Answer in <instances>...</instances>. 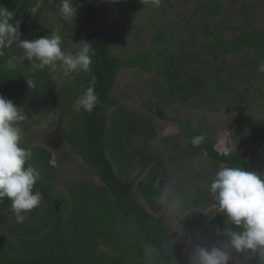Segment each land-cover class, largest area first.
<instances>
[{
    "label": "trees",
    "instance_id": "1",
    "mask_svg": "<svg viewBox=\"0 0 264 264\" xmlns=\"http://www.w3.org/2000/svg\"><path fill=\"white\" fill-rule=\"evenodd\" d=\"M38 1L0 0V264H264L262 129L250 117L241 119L253 132L261 151L258 156L220 154L204 128L169 118L162 104H155L156 115L178 124L177 136L160 138L148 118L124 108L112 96L119 73L138 69L165 80L169 101L188 103L200 98L206 93V78L186 66L189 54L191 62L216 67L218 92H235L251 104L238 85L247 76L223 64L247 52L264 56V31L256 30L250 21V0H237L244 26L233 39L210 30L204 44H190L180 56L164 50L153 62L150 52L115 56L111 43L133 24L134 14L146 1L158 15L165 11L161 3L170 4L169 0H123L107 20L102 11L105 0H71L78 20L70 24L64 15L61 20L82 48L81 63L88 72L68 66L73 86L58 108L71 116L73 105L79 103L68 143L103 184L78 186L71 192L72 204L54 196L56 170L49 150L22 148L6 161L11 130L24 112H39L55 101L46 57L49 36L37 24L32 46L28 36L31 10ZM200 11L213 19L223 5L221 0H204ZM152 44L169 47L164 32L154 36ZM34 54L37 71L26 77L21 63ZM251 68L255 75V66ZM210 97L216 100L215 94ZM184 167L181 179L178 175ZM38 189L49 202L45 215L5 228L3 214L12 212L25 192L29 198ZM134 189L140 198L133 195ZM224 199L231 200L237 211L214 213L213 206ZM56 203L62 204L60 210ZM177 203L181 215H188L175 236L156 214ZM64 207H70L66 218ZM196 247L203 248V257L193 254Z\"/></svg>",
    "mask_w": 264,
    "mask_h": 264
},
{
    "label": "rangeland",
    "instance_id": "2",
    "mask_svg": "<svg viewBox=\"0 0 264 264\" xmlns=\"http://www.w3.org/2000/svg\"><path fill=\"white\" fill-rule=\"evenodd\" d=\"M122 2L123 0H105L102 7L103 19L107 20L113 15ZM169 3L162 2L160 8L165 10L164 13L158 11V15H154L153 7L146 1L134 14L133 24L111 43L113 55L129 57L137 53L150 52L153 62L157 53L164 50L180 56L185 52L186 46L204 44L208 37L207 32L210 30L231 40L239 34L237 30L244 26L241 4L237 0H221L223 11L213 19L205 18L200 11L203 9L204 0H169ZM248 5L251 23L256 30L264 31V0H250ZM31 11L32 19L28 33L30 46L33 45L37 35L33 30L35 24L43 27L44 33L49 36L51 42L46 57L49 61V74H52L53 78L55 101L50 107L42 108L39 112H24L22 119L18 120L11 130L6 161L12 160L16 152L22 148H27L29 151L36 148L49 150L53 155L51 165L56 170L54 178L57 184L54 188V196L72 204L71 192L78 186L86 182H94L98 187L103 186L93 171L73 153L68 143L67 133L72 129V115L76 116L80 110L79 103L73 105L74 114L71 116L62 114L58 108V102L73 86L68 80V66H78L79 69L88 72L86 65L81 63L82 48L74 36L64 29L61 20V16L64 15L70 24H74L78 18L71 0H40ZM160 32L166 34L169 47L163 44L153 46L152 39ZM190 49L193 51L192 48ZM188 56L189 54H186V66L206 78V93L200 98L188 103L176 99L169 101L166 99L165 80L157 77L155 73L138 69H128L119 73L112 96L120 99L124 108L148 118L160 138L177 136L181 130L178 124L162 120L156 115L157 103L164 106L169 118L191 121L194 128H204L216 142V149L220 154L235 152L245 159L258 156L261 151L254 141L253 132L241 119L250 117L262 129L261 136L264 139V81L260 77V71L264 69V56L247 52L229 58L226 63L222 62L228 69L236 67L241 77H249L238 83L240 93H248V102H251L249 105L235 92L228 93L225 90L218 92L217 86L221 82L214 77L216 67L209 63L205 65L202 61L191 62ZM36 57L34 54L21 63L26 77L36 73L38 63ZM252 66L256 68L255 75L252 73ZM221 77L227 78L225 73H222ZM211 94L216 95V100L210 97ZM184 170L185 167L179 172L178 177L181 179H184ZM180 181L178 180L174 189H178ZM259 183L264 186V176H261ZM185 187L183 190H186ZM28 194L29 192H25L22 195L18 200V206L12 212L3 214L5 228H13L18 223H31L45 215L49 202L44 199L41 190H36L33 196L29 195V198ZM133 195L140 198L135 189ZM180 205L174 204L169 210L156 214L175 236H178L179 226L188 215V212L181 215ZM55 207L60 210L62 204L56 203ZM65 208L63 218H66L70 211V207ZM212 211L216 214H228L237 211V207L231 200L224 199L220 205L213 206ZM193 254L203 257L205 251L202 247H196L193 249Z\"/></svg>",
    "mask_w": 264,
    "mask_h": 264
}]
</instances>
